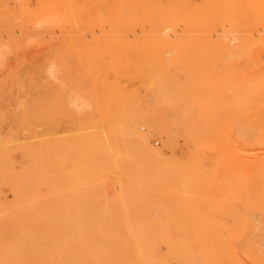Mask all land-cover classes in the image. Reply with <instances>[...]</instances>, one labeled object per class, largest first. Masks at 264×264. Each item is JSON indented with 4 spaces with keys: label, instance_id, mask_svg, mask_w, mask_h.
Instances as JSON below:
<instances>
[{
    "label": "rangeland",
    "instance_id": "1",
    "mask_svg": "<svg viewBox=\"0 0 264 264\" xmlns=\"http://www.w3.org/2000/svg\"><path fill=\"white\" fill-rule=\"evenodd\" d=\"M154 1L0 0V264L39 232L264 264V0Z\"/></svg>",
    "mask_w": 264,
    "mask_h": 264
},
{
    "label": "bare ground",
    "instance_id": "2",
    "mask_svg": "<svg viewBox=\"0 0 264 264\" xmlns=\"http://www.w3.org/2000/svg\"><path fill=\"white\" fill-rule=\"evenodd\" d=\"M151 151L159 162L164 159L163 150L152 148ZM19 246V249L16 248L18 260L15 264H148L149 255L146 232H57L53 235L39 232L31 234Z\"/></svg>",
    "mask_w": 264,
    "mask_h": 264
}]
</instances>
